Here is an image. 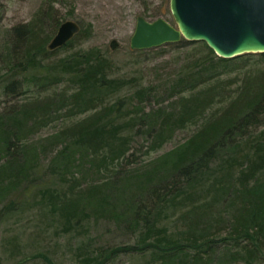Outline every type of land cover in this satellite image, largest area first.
Masks as SVG:
<instances>
[{
    "label": "rangeland",
    "instance_id": "374dc122",
    "mask_svg": "<svg viewBox=\"0 0 264 264\" xmlns=\"http://www.w3.org/2000/svg\"><path fill=\"white\" fill-rule=\"evenodd\" d=\"M139 16L175 23L170 0H0V264H190L194 250L184 261L145 246L194 235L215 249L196 264H264V253L235 230L240 200L227 173L238 145L264 130V109L255 124H239L245 107L238 122L219 120L246 74L264 71V58L215 63L189 78L187 60L203 49L168 43L136 51ZM68 19L82 35L46 52ZM36 42L33 63L28 48ZM97 54L114 86L75 98L81 85L63 64L78 56L72 68L86 69ZM214 71L222 74L201 82ZM185 106L193 113L182 120ZM192 141L217 153L201 168L202 184L163 201L182 187L178 177L196 174H179Z\"/></svg>",
    "mask_w": 264,
    "mask_h": 264
},
{
    "label": "trees",
    "instance_id": "16d2710c",
    "mask_svg": "<svg viewBox=\"0 0 264 264\" xmlns=\"http://www.w3.org/2000/svg\"><path fill=\"white\" fill-rule=\"evenodd\" d=\"M83 27L81 26L80 32L71 39L67 44L63 46H68L74 39L79 38L82 35ZM40 43V42H39ZM39 43L36 42V46H29L28 55L30 56L29 61L36 63L37 54L36 52L39 46ZM172 45H181V46H189V45H198L203 49L201 56H193V59H188L187 61L192 62L187 65L186 71L188 72V77H194L201 71H208L207 69L215 65V63H219V65H227L229 62L234 61H242V63H246L248 60H251L255 57L264 58V53H246L234 58H224L215 53V51L205 42V41H189L187 39H182L180 42L171 43ZM59 49V48H58ZM61 49V48H60ZM57 50V49H56ZM53 50V51H56ZM46 52H51L49 49L45 48ZM138 52H143L145 50H137ZM95 62L93 65H90L88 68L84 69L82 67L72 68L75 66H71L72 62L78 60L80 57L76 56V58L72 62L64 63L70 74L78 83H80L81 92L75 94V98L79 99V95H83L86 91H91L94 96L101 97L104 93H108L110 88L114 86V83L110 78H107L106 74V66L105 61L102 59L101 54L95 55ZM216 70V69H213ZM218 71V69H217ZM210 73L209 77L203 81L202 83L211 81V79L220 76L222 72H216L217 74ZM183 81L188 86L187 80L183 78ZM198 85L194 83L192 87ZM113 89V88H112ZM238 96L235 100L231 101V105L226 106L222 115L219 116V120H236L238 115H241L238 111L245 107L247 110L243 117L241 118L239 124H255L259 121L258 117L260 114V110L264 109V71L260 72L256 75L246 74L243 78L240 87L238 88ZM205 98V96H203ZM209 95L206 94V98L208 99ZM94 100V99H92ZM97 100V99H96ZM100 104H96L98 107ZM186 105V104H184ZM102 106V105H101ZM240 107V108H239ZM115 114H119L120 109L115 108ZM237 109V110H236ZM192 114L193 111L187 109L186 106L182 111V120H184L186 115ZM244 118H246L245 122H243ZM237 122L239 121L236 120ZM249 121V122H246ZM233 122V121H232ZM220 122L216 121V125ZM218 125L217 127H220ZM117 129H111L109 132V136L115 137L117 134ZM240 132V131H239ZM205 133V131H204ZM93 137V136H92ZM251 137V133L249 134ZM253 137V136H252ZM93 139V138H91ZM128 140L125 138L122 139L121 147L126 145ZM194 141V140H193ZM192 141V142H193ZM187 147V151L185 153V158L182 160V163H185L187 159H191L187 165H182L179 168V174L183 176L188 174L192 169V172H195V175H191L187 177V182L185 179L178 180L183 183L182 187L176 192V194L170 196L166 193L165 196L160 195L163 201H167V196L170 198L168 201L174 202L176 198L180 197L186 190L190 188H196L198 184H202V172L201 168L203 165L207 164V162L214 157L215 150L211 147V145L206 146L201 142H193ZM247 142V141H246ZM245 142V143H246ZM250 144L238 145L237 153L232 156L237 164H233L231 167L227 168V173L232 177L234 185L232 186L235 189V192L238 193L237 197L239 198L241 216L237 223H235V230L239 235L243 236L245 244L254 245V252L258 254L264 253V130L260 132V134L255 135L254 139L250 138ZM243 147H246V151L243 152ZM242 149V153L239 155L238 152ZM197 163L195 168H193L194 163ZM234 169V170H233ZM224 180H221V187L225 188L227 185L223 184ZM186 183V185H185ZM178 188V186L176 185ZM15 204L10 203L6 209L12 211L15 208ZM66 207H70L72 209V205L69 203L66 204ZM66 207H63L66 208ZM62 209V210H63ZM66 213L71 215L72 212L69 213L68 210ZM154 223V222H153ZM154 226V225H149ZM196 224L193 225L192 228L196 229ZM155 227V226H154ZM193 233V232H192ZM202 235H194L188 237L186 242L168 240L165 238L164 241L161 239L156 240L154 244H147L145 247H154L160 253L169 254L171 256L182 255L184 257V261L188 258V252L194 250L196 253L195 257L190 260V264H196L202 260L207 261L209 255L214 252V242H209V238H202ZM206 242V243H205ZM205 243V244H204ZM248 246V245H247ZM213 251L211 252V250ZM211 252V253H210ZM258 256V255H257ZM256 256V257H257ZM203 262V261H202ZM182 264H187V262H182Z\"/></svg>",
    "mask_w": 264,
    "mask_h": 264
},
{
    "label": "water",
    "instance_id": "95a60500",
    "mask_svg": "<svg viewBox=\"0 0 264 264\" xmlns=\"http://www.w3.org/2000/svg\"><path fill=\"white\" fill-rule=\"evenodd\" d=\"M175 24L163 17L137 19L131 47L146 50L182 39L205 41L217 55L234 58L246 53H264V0H170ZM81 30L68 19L48 45L55 50ZM118 41H111L112 48Z\"/></svg>",
    "mask_w": 264,
    "mask_h": 264
}]
</instances>
